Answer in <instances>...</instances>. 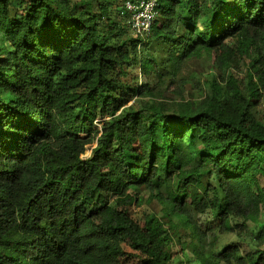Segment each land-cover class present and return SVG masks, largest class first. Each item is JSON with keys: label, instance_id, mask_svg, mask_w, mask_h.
I'll list each match as a JSON object with an SVG mask.
<instances>
[{"label": "trees", "instance_id": "1", "mask_svg": "<svg viewBox=\"0 0 264 264\" xmlns=\"http://www.w3.org/2000/svg\"><path fill=\"white\" fill-rule=\"evenodd\" d=\"M125 1L0 0V264H264V0Z\"/></svg>", "mask_w": 264, "mask_h": 264}, {"label": "rangeland", "instance_id": "2", "mask_svg": "<svg viewBox=\"0 0 264 264\" xmlns=\"http://www.w3.org/2000/svg\"><path fill=\"white\" fill-rule=\"evenodd\" d=\"M212 63L211 61L208 62L207 59L205 60H192L190 62V64L182 71V73L180 74L181 79L184 80V82L186 81V78H192V84H194L195 88H190L189 90L191 91V95L194 97H199L201 94L200 93H207L208 92V82L209 80L212 79L213 74H214V70L212 68ZM192 72V75H191ZM198 83V84H197ZM99 125L96 124V127H98ZM90 136V141L89 143L86 145V150L84 152V154H82V157H87L90 155L91 153V149L95 146L96 144V138H97V134L94 133V131H90L89 132ZM264 182V180H263ZM130 193H134L135 191L133 190H129ZM136 194L140 195L142 197V201L137 204L136 202H133L131 205V210L133 213V217H135L138 221H140L141 223L143 222V219L145 218L146 214H150V213H155V214H159L160 213V204L155 201V200H150L148 198L149 196V190L145 189V188H140L138 189V191L136 192ZM135 194V195H136ZM257 231V227L253 228L251 226V223L248 224V228L240 231L239 233H234V232H226V233H218V239H217V248H220L222 246H224L225 244H229L232 243L234 241H238L237 243L241 242L244 245H254V242H252L253 240V235L256 234ZM236 234V235H235ZM250 245V246H251ZM249 247V246H248ZM124 248L126 251H132V249L129 247L128 244L124 243ZM176 258V257H175ZM121 264H134L131 260V258H125V260L123 258H121ZM220 264H224V263H220Z\"/></svg>", "mask_w": 264, "mask_h": 264}, {"label": "built area", "instance_id": "3", "mask_svg": "<svg viewBox=\"0 0 264 264\" xmlns=\"http://www.w3.org/2000/svg\"><path fill=\"white\" fill-rule=\"evenodd\" d=\"M157 6L158 0L125 1V8L129 12V27L135 34L140 37L147 36L156 17Z\"/></svg>", "mask_w": 264, "mask_h": 264}]
</instances>
